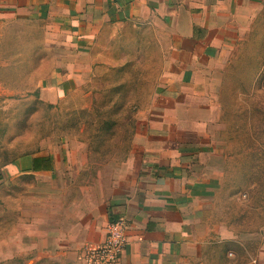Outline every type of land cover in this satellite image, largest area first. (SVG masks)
<instances>
[{
	"label": "crops",
	"instance_id": "crops-1",
	"mask_svg": "<svg viewBox=\"0 0 264 264\" xmlns=\"http://www.w3.org/2000/svg\"><path fill=\"white\" fill-rule=\"evenodd\" d=\"M262 9L264 0H0V37L13 26L35 27L44 51L59 55L42 80L43 100L56 98L55 85L77 84L102 38L126 37L119 36L122 26L138 28L140 39H162L166 53L126 159L65 204L58 190L35 201L43 205L33 209L31 264H86V249L120 216L129 228L116 264H183L197 251L202 203L216 187L209 129L217 67ZM8 64L0 62V70H11ZM7 168L0 167V185L12 172L33 176L38 190L54 162L37 152ZM257 240L255 264H264V226Z\"/></svg>",
	"mask_w": 264,
	"mask_h": 264
},
{
	"label": "rangeland",
	"instance_id": "rangeland-1",
	"mask_svg": "<svg viewBox=\"0 0 264 264\" xmlns=\"http://www.w3.org/2000/svg\"><path fill=\"white\" fill-rule=\"evenodd\" d=\"M5 31L0 62L20 69L0 70V167L11 171L12 161L37 152L54 162L38 190L33 176L12 172L0 185V264H31L33 209L43 205L35 201L58 190L65 204L126 159L166 53L162 39L122 26L126 37L102 38L77 84L55 85L56 98L43 100L42 80L59 55L44 51L35 27ZM217 70L209 129L216 187L202 203L198 249L183 264H255L264 226V9Z\"/></svg>",
	"mask_w": 264,
	"mask_h": 264
},
{
	"label": "built area",
	"instance_id": "built-area-1",
	"mask_svg": "<svg viewBox=\"0 0 264 264\" xmlns=\"http://www.w3.org/2000/svg\"><path fill=\"white\" fill-rule=\"evenodd\" d=\"M129 224L124 217L111 219L103 239L96 245L86 249V264H116L127 245Z\"/></svg>",
	"mask_w": 264,
	"mask_h": 264
},
{
	"label": "trees",
	"instance_id": "trees-1",
	"mask_svg": "<svg viewBox=\"0 0 264 264\" xmlns=\"http://www.w3.org/2000/svg\"><path fill=\"white\" fill-rule=\"evenodd\" d=\"M47 159V158H46Z\"/></svg>",
	"mask_w": 264,
	"mask_h": 264
}]
</instances>
